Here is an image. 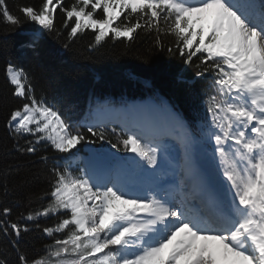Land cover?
Returning a JSON list of instances; mask_svg holds the SVG:
<instances>
[{
  "label": "snow or ice",
  "instance_id": "snow-or-ice-1",
  "mask_svg": "<svg viewBox=\"0 0 264 264\" xmlns=\"http://www.w3.org/2000/svg\"><path fill=\"white\" fill-rule=\"evenodd\" d=\"M26 24L37 27L21 47L33 52L45 35L71 50L86 31L89 49L154 34L157 48L208 82L207 116L193 129L153 95L97 103L72 123L6 57L17 103L0 142V264H264V0H0V36Z\"/></svg>",
  "mask_w": 264,
  "mask_h": 264
},
{
  "label": "trees",
  "instance_id": "trees-1",
  "mask_svg": "<svg viewBox=\"0 0 264 264\" xmlns=\"http://www.w3.org/2000/svg\"><path fill=\"white\" fill-rule=\"evenodd\" d=\"M15 2L8 0L9 6ZM35 27L26 24L7 38L0 36V142L8 143L4 138V116L17 103L4 79L6 57L29 70L35 76L37 95L43 91L47 100L70 117L72 123L84 121L89 107H95L103 100L119 105L153 95H159L173 105L193 129L206 118L203 92L208 82L194 78L192 69L179 58L170 57L166 50L157 48L154 34L141 31L132 42L109 38L103 46L89 49L94 34L86 31L71 50H65L57 40L45 35L33 52L21 45L30 39L29 33ZM164 41L170 46L172 37H165ZM14 158L36 160L35 157H7L8 160ZM40 167L39 163L29 164L33 171ZM26 172L27 169L22 175ZM44 187L43 182L34 183L26 190L39 191ZM21 195L23 191L17 192V196ZM25 239L36 244L40 242L39 234L29 233ZM4 243L0 239V248Z\"/></svg>",
  "mask_w": 264,
  "mask_h": 264
},
{
  "label": "rangeland",
  "instance_id": "rangeland-1",
  "mask_svg": "<svg viewBox=\"0 0 264 264\" xmlns=\"http://www.w3.org/2000/svg\"><path fill=\"white\" fill-rule=\"evenodd\" d=\"M119 107H122V106H119ZM167 140L170 141V152L172 154L173 160L175 162H180L181 150H180V145H179L177 139H174V138L168 139L167 138ZM78 147H80V146H78ZM104 147H105V149H109L110 151H112L108 145H104ZM80 148H81V151L77 153V156L81 160H86L89 156V148H97V147H93V145H92V146H87V147L81 146ZM73 151H75V150H73ZM129 155H131V154H129Z\"/></svg>",
  "mask_w": 264,
  "mask_h": 264
},
{
  "label": "bare ground",
  "instance_id": "bare-ground-1",
  "mask_svg": "<svg viewBox=\"0 0 264 264\" xmlns=\"http://www.w3.org/2000/svg\"><path fill=\"white\" fill-rule=\"evenodd\" d=\"M143 103V102H142ZM180 160H181V156H180ZM176 163H179V162H176Z\"/></svg>",
  "mask_w": 264,
  "mask_h": 264
}]
</instances>
